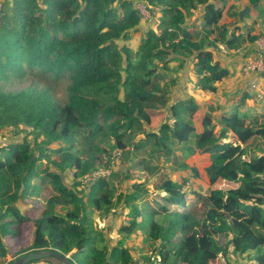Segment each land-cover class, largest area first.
<instances>
[{"label":"trees","instance_id":"1","mask_svg":"<svg viewBox=\"0 0 264 264\" xmlns=\"http://www.w3.org/2000/svg\"><path fill=\"white\" fill-rule=\"evenodd\" d=\"M260 1L249 0L252 6ZM140 3L154 22L143 32ZM227 4L0 0V135L10 131L15 137L0 143V264L47 250L74 254L75 264H212L220 257L233 264L228 244L219 239L230 236L229 216L235 213L243 218L238 237L230 241L241 240L234 253L254 251L249 261L264 264L257 240L264 241L263 144L253 161L246 159L249 143L264 142V112L249 119L244 108L251 97L245 92L231 111L215 119L206 113L197 122L201 107L189 93L191 85L217 94L231 76L219 65L209 71L203 57L209 48L255 53L258 36L252 27L228 26ZM229 16L242 21L238 13ZM28 76L48 85L3 90ZM63 83L60 98L55 89ZM170 129L178 142L194 139L199 153L209 155L208 196L194 186L201 178L197 168L180 165L169 171L161 165L181 159L166 144ZM119 143L125 146L117 155L121 168L84 183L91 172L113 168L110 160ZM131 171L153 178L154 190L147 180L125 185ZM48 185L53 193L41 216L29 217L21 205ZM190 194L200 207L189 206ZM112 217L123 221L115 227L106 220L99 228V219ZM31 221V244L7 261L8 240L19 238ZM114 230L117 237L110 239ZM137 242L144 244L139 254ZM43 262L49 259L30 264Z\"/></svg>","mask_w":264,"mask_h":264},{"label":"rangeland","instance_id":"2","mask_svg":"<svg viewBox=\"0 0 264 264\" xmlns=\"http://www.w3.org/2000/svg\"><path fill=\"white\" fill-rule=\"evenodd\" d=\"M137 1V0H135ZM137 8L140 10L141 14L143 15V20L145 21L142 26V32L149 27H154V22L151 20L150 13L147 11V9L144 7L143 4H138ZM249 10V14L243 18L242 21H239V18L234 16L230 17L229 14H240L243 10ZM227 14L225 12V18L224 21L227 22L229 27H232L234 24H240V26L245 27H252L253 32L252 35H256L258 37L264 36V0L260 1V4L251 5L249 0H228ZM241 20V19H240ZM193 29V27H192ZM140 35H136L135 41L131 42L132 46H135L136 43L139 42ZM202 34H200V38H202ZM221 47V46H220ZM252 55L250 52H246L245 48L240 53L237 52H223L222 50H217L214 48H209L208 52L203 55V57L207 60L208 63V69L209 71H213L217 65L222 67H227L230 72L231 76L227 79H225L222 83L218 85V92L217 94H212L205 92L204 90L201 91H195L191 85H189V93L194 96V98L197 100V102L200 104V111L196 114L194 117L195 121L199 122L201 121V118L204 114L210 113L212 114L213 118L221 117L222 114L227 113L228 111H231L233 107H235V103L240 99V97L246 92L250 99L246 101L245 106V112L249 119H253L254 116H259L261 113L264 112V76L258 75L256 76L257 80L260 83L261 90L263 93V100L258 101L254 94L249 91L248 87V78L245 77L244 74V67L249 58H251ZM193 75V74H192ZM48 83L46 81H40L38 78H35L34 76H28L25 80L22 81H13L8 84L3 85L4 91H13V90H21L24 88H27L29 86L34 87H44L47 86ZM56 88V87H54ZM65 90H66V84H60L56 89V93L60 98H63L65 96ZM180 96H183V94H180ZM160 121H162L160 119ZM158 124V120L156 121ZM157 126V125H156ZM155 126V127H156ZM13 133L10 131H7L4 136L0 135V143H8L10 140H14ZM257 141V142H256ZM255 142L249 143L247 146L248 149V156L247 161L251 162L255 159L256 155L259 154V143L263 144L264 148V142L262 139L259 138V140H256ZM167 146L181 159L178 161V163H166L163 161H160L161 165L166 167L169 171L174 170L175 167H178L180 165H186L189 168H197L201 178L200 180L194 181V186L197 188L203 196H208L210 191L212 190V187L210 186L209 179L206 174V169L211 165V159L209 155H201L199 153V145L194 140L191 139L187 143H181L178 142L173 137V131L170 129L168 131V140L166 142ZM116 153L112 156V158L115 155H120L121 151L125 150V146L121 143L117 144L116 146ZM146 149H143L141 153L145 155ZM112 162V160H110ZM120 161H116V164L111 168L112 171L116 169H120ZM105 169V168H103ZM259 170L262 168L259 167ZM123 170V169H122ZM131 180L126 182L125 185H131L133 181H148L147 187L149 189L154 190L153 188V178H148L146 173L140 172V171H131ZM66 181L68 184H70L69 176L66 177ZM123 185V187H125ZM217 188H225L229 189L232 186L229 184H219L216 186ZM53 188L51 186H44L40 189V196L34 199L29 200L26 205H21L22 209L24 210L25 214H27L29 217L36 219L41 216V209L43 205L46 203L47 199L52 195ZM122 196L119 193L117 198V211L121 213V202ZM189 206L193 208H198L201 206V202L196 200L195 195L190 194V201ZM243 218L242 214L235 213L229 216V223L231 226L230 236L227 237V239H222V237L219 239L222 246L227 243L229 250L228 258L233 264L241 263L242 264H252L247 257L255 255L254 251H250L249 253L244 254L243 256L234 253L238 250L239 246L241 245V240H238L236 243L230 245V241L233 238L238 237V230L237 225L240 219ZM114 225L115 227L119 225L123 221V217L120 218H110L108 219H99V228H103L107 221ZM33 232H34V225L33 221L29 223H25L21 228V235L19 238L16 239H10L8 240L9 244V251L10 254L7 257V261H13L15 256L18 254V252L21 249H24L28 247L33 239ZM110 239H116L117 234L114 230L110 234ZM260 248L264 249V241L257 238ZM113 244V241L111 242ZM137 251L136 253L139 254L141 251V248L144 247L143 242H137L136 244ZM140 249V250H139ZM136 254V255H137ZM69 258L72 260L75 259V255L71 254L68 255ZM224 258H221L212 264H224ZM43 261V260H41ZM40 264H58L55 260L49 259L48 263H40Z\"/></svg>","mask_w":264,"mask_h":264},{"label":"built area","instance_id":"3","mask_svg":"<svg viewBox=\"0 0 264 264\" xmlns=\"http://www.w3.org/2000/svg\"><path fill=\"white\" fill-rule=\"evenodd\" d=\"M221 50L223 52H228L224 46H221ZM242 51L241 48L238 50H233L231 52L240 53ZM245 77L248 78V87L249 91L254 94L255 98L258 101L263 100V93L261 90V86L259 81L257 80L256 76L261 75L264 76V36H260L255 41V53L254 56L249 58L245 67L243 69ZM115 155L112 160V165L118 162V156ZM111 168L99 169L91 172L90 174L86 175L83 179L84 183H90L94 180L109 176L111 174Z\"/></svg>","mask_w":264,"mask_h":264},{"label":"water","instance_id":"4","mask_svg":"<svg viewBox=\"0 0 264 264\" xmlns=\"http://www.w3.org/2000/svg\"><path fill=\"white\" fill-rule=\"evenodd\" d=\"M249 14V10H243L240 12V18L243 19L245 16ZM45 259H53L55 260L58 264H75L71 258L67 256H63L55 251L47 250L43 252H34L26 255L25 257L16 260L12 264H30L35 261H41Z\"/></svg>","mask_w":264,"mask_h":264},{"label":"crops","instance_id":"5","mask_svg":"<svg viewBox=\"0 0 264 264\" xmlns=\"http://www.w3.org/2000/svg\"><path fill=\"white\" fill-rule=\"evenodd\" d=\"M239 1H241V0H239ZM227 9V8H226ZM239 17H240V15H239ZM241 19V18H240ZM241 20H243V19H241ZM240 25V24H239Z\"/></svg>","mask_w":264,"mask_h":264}]
</instances>
